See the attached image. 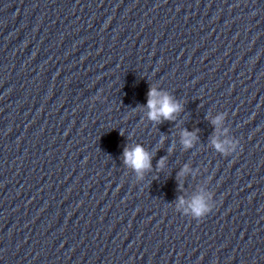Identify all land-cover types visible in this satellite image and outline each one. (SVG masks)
Wrapping results in <instances>:
<instances>
[{
	"label": "water",
	"instance_id": "95a60500",
	"mask_svg": "<svg viewBox=\"0 0 264 264\" xmlns=\"http://www.w3.org/2000/svg\"><path fill=\"white\" fill-rule=\"evenodd\" d=\"M152 87L174 120L147 119ZM211 138L135 0H0V264H264ZM201 190L209 215L176 211Z\"/></svg>",
	"mask_w": 264,
	"mask_h": 264
},
{
	"label": "clouds",
	"instance_id": "9594fccd",
	"mask_svg": "<svg viewBox=\"0 0 264 264\" xmlns=\"http://www.w3.org/2000/svg\"><path fill=\"white\" fill-rule=\"evenodd\" d=\"M147 119L153 123L162 121H172L177 113L181 111V105L167 93L152 87L148 92L146 103ZM225 114L221 113L211 118V123L215 128V135L211 138L212 147L222 156H230L239 147V142L230 135V130L224 127ZM220 137H224L221 139ZM194 139V134L184 131L181 133V142L185 147H190ZM152 156L142 145L125 148L123 152V162L125 167L136 173L138 179H142L143 174L151 169ZM164 161H160L163 167ZM187 168L183 170L184 173ZM183 174V173H182ZM214 208L213 193L201 190L190 200L180 198L176 204V211L184 216H189L194 220H203Z\"/></svg>",
	"mask_w": 264,
	"mask_h": 264
}]
</instances>
